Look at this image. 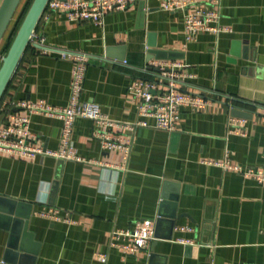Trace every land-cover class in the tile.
Returning a JSON list of instances; mask_svg holds the SVG:
<instances>
[{
	"label": "crops",
	"instance_id": "1",
	"mask_svg": "<svg viewBox=\"0 0 264 264\" xmlns=\"http://www.w3.org/2000/svg\"><path fill=\"white\" fill-rule=\"evenodd\" d=\"M202 8L219 13L222 31L201 32L190 42L185 12L163 11L158 0H139L110 13L101 27L72 22L62 12L45 13L37 35L56 52L44 54L34 45L27 50L4 111L19 101L68 105L74 63L62 51L90 56L83 100L115 122L142 119L129 87L135 79L152 78L156 72L143 69L157 60L183 63L188 77L181 91L211 103L199 110L182 108L172 132L115 126L113 133L132 140L127 162L121 153L101 147L96 123L85 118L76 120L72 136L81 161L1 153L0 197L31 204L32 212L28 237L20 242L24 252L7 256L10 232L0 228V261L264 264V185L219 165H264V0H222ZM13 111L29 119L38 145L59 150L61 120ZM231 118L245 122L233 127ZM47 207L68 213L76 223L40 217ZM29 210L24 205L21 212ZM172 214L178 216L175 229L165 218ZM143 220L153 221L157 238L145 252L125 256L110 246L113 231Z\"/></svg>",
	"mask_w": 264,
	"mask_h": 264
},
{
	"label": "built area",
	"instance_id": "2",
	"mask_svg": "<svg viewBox=\"0 0 264 264\" xmlns=\"http://www.w3.org/2000/svg\"><path fill=\"white\" fill-rule=\"evenodd\" d=\"M139 0H50L47 11L62 12L72 22L94 23L104 26L108 14L116 11H125ZM222 0H158L159 7L166 12H185L184 23L186 40L193 41L201 32L220 33L218 26L219 13L216 10L205 11L204 4L217 5ZM32 45L42 50L44 54H53L56 51L45 45V38L35 34ZM63 58L73 60L74 67L70 83L69 103L65 107H56L46 101L35 103L19 101L5 105L7 110L5 121L0 126V154L18 155L25 158L36 156L54 157L70 161H81L73 144L72 136L77 119L85 118L94 121L97 125L96 137L101 147L106 151H117L124 156L127 162L131 154V141L112 130L114 127H124L135 131L138 127H153L158 130L172 132L175 123L180 119L184 107L193 110L203 109L211 101L200 94L181 91L188 75L184 72L185 65L178 61L157 60L144 67L145 72L153 73L152 78L135 79L129 87V92L138 101L137 110L142 118L132 124H121L104 115L95 103L83 100L84 82L86 78L90 56L88 54H70L62 51ZM126 63V62H124ZM22 109L30 114H43L62 121V133L59 150H47L37 144L38 137L31 131L29 119L14 109ZM146 119H153L151 125ZM231 126L239 127L244 120L231 118ZM235 125V126H234ZM240 135L242 130L233 129ZM225 169L232 170L251 178L264 185V165L259 168H243L225 161L219 164ZM52 222L73 224V218L56 208L47 207L38 214ZM156 232L153 221H138L133 228L115 230L111 234L110 246L120 250L125 256H137L145 252L155 241ZM182 243H185L181 240ZM189 243V242H186ZM105 259V256H102ZM0 264H5L0 261Z\"/></svg>",
	"mask_w": 264,
	"mask_h": 264
},
{
	"label": "water",
	"instance_id": "3",
	"mask_svg": "<svg viewBox=\"0 0 264 264\" xmlns=\"http://www.w3.org/2000/svg\"><path fill=\"white\" fill-rule=\"evenodd\" d=\"M21 2L22 0H2L0 3V45ZM49 3L50 0L32 1L6 55L2 59L0 66V104L37 33L39 25L47 12ZM148 58L151 61L153 56H149ZM24 205H27L30 209L26 214H22L21 212ZM31 209V204L0 197V228H4L10 232L7 256L15 255L17 252H24L23 248L20 247V242L22 240V245H24L28 237ZM160 217L164 216L161 215ZM165 218L169 219L168 221L171 222L172 228L175 229L176 218H178L177 214H172Z\"/></svg>",
	"mask_w": 264,
	"mask_h": 264
},
{
	"label": "rangeland",
	"instance_id": "4",
	"mask_svg": "<svg viewBox=\"0 0 264 264\" xmlns=\"http://www.w3.org/2000/svg\"><path fill=\"white\" fill-rule=\"evenodd\" d=\"M33 0H22L13 21L11 22V25L9 26V29L0 45V66L2 64V59L6 55L14 37L16 34V31L18 30L20 24L22 23L26 12L28 11L31 3ZM2 0H0V3Z\"/></svg>",
	"mask_w": 264,
	"mask_h": 264
},
{
	"label": "trees",
	"instance_id": "5",
	"mask_svg": "<svg viewBox=\"0 0 264 264\" xmlns=\"http://www.w3.org/2000/svg\"><path fill=\"white\" fill-rule=\"evenodd\" d=\"M27 13V12H26ZM17 32V31H16ZM32 46V44L29 46V48ZM28 48V49H29ZM12 83V82H11ZM11 83H10V85H11ZM10 85H9V87H10ZM9 87H8V89H9ZM8 89H7V91H8ZM7 91H6V93H7ZM6 93H5V95H6ZM5 95H4V97H3V99H2V101H1V104H0V116L2 115V114H6L7 113V111H4L3 109V106H2V104H3V101H4V99H5ZM3 121H5V119H3ZM4 123V122H3Z\"/></svg>",
	"mask_w": 264,
	"mask_h": 264
}]
</instances>
